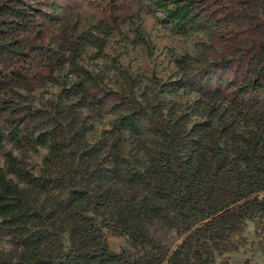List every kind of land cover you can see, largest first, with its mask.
Returning a JSON list of instances; mask_svg holds the SVG:
<instances>
[{"label":"trees","instance_id":"1","mask_svg":"<svg viewBox=\"0 0 264 264\" xmlns=\"http://www.w3.org/2000/svg\"><path fill=\"white\" fill-rule=\"evenodd\" d=\"M148 1L211 53L180 57L177 78L140 99L126 73L115 90L81 62L141 0H0V150H48L38 175L11 153L0 166V238L14 247L0 264H229L249 222L264 234V0ZM60 70L73 78L60 101L26 104L21 91ZM180 92L198 98H161ZM107 117L92 144L89 121ZM105 229L130 248L112 251Z\"/></svg>","mask_w":264,"mask_h":264},{"label":"rangeland","instance_id":"2","mask_svg":"<svg viewBox=\"0 0 264 264\" xmlns=\"http://www.w3.org/2000/svg\"><path fill=\"white\" fill-rule=\"evenodd\" d=\"M209 41L204 33L183 35L169 22L166 15L150 5L148 0H141L135 6L129 19L108 37L106 46L102 49L90 48L84 55L81 64L90 72L98 74L105 85L111 89H129L122 72L136 80L135 92L137 97H153L160 84L175 80L179 74L176 60L184 55L199 57L208 56ZM57 82H48L35 91H21L26 97V104L34 108L51 109L60 101L63 83L73 79L66 71H57ZM175 100L185 105L194 103L198 96L180 92L174 96L161 97ZM88 114V113H87ZM112 117L105 119L93 118L89 121L92 128L88 138L95 144L104 129H109ZM12 154L23 166L34 175L42 169L43 161L48 150L43 148L37 152L21 151L11 143L0 150V166L7 168L8 154ZM126 153L133 163L144 162L142 153L137 152L136 144L130 136H126ZM13 180L20 182L15 176ZM21 186H24L21 183ZM110 249L116 253L129 249V239L116 237L104 230ZM248 246L238 253L226 255L229 264H264V234L257 230L254 222H249L246 231ZM164 243L174 247L179 243L175 232L158 233ZM14 250L9 238H0V251L10 253ZM222 260V259H221Z\"/></svg>","mask_w":264,"mask_h":264}]
</instances>
